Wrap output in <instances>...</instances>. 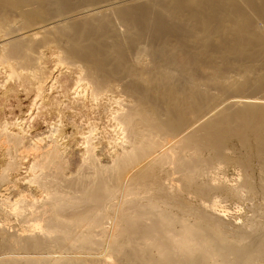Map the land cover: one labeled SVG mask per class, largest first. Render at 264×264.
<instances>
[{
    "label": "bare ground",
    "instance_id": "bare-ground-1",
    "mask_svg": "<svg viewBox=\"0 0 264 264\" xmlns=\"http://www.w3.org/2000/svg\"><path fill=\"white\" fill-rule=\"evenodd\" d=\"M0 264H264V0H0Z\"/></svg>",
    "mask_w": 264,
    "mask_h": 264
},
{
    "label": "rangeland",
    "instance_id": "rangeland-1",
    "mask_svg": "<svg viewBox=\"0 0 264 264\" xmlns=\"http://www.w3.org/2000/svg\"><path fill=\"white\" fill-rule=\"evenodd\" d=\"M256 204L257 203H251V204L250 203L249 204H247V203L246 204L241 203V205H240L239 203H237V204H234V203H226L227 207H229L228 210H230L228 212V214H227V216H229L228 217L229 219L228 218L227 219L230 220V222H233V221H235L234 219L238 217V219H239L238 220V224L241 223L244 218L249 217L252 214V209L251 208H250L251 213H250L249 210H246V209H249L248 206L252 207V206H254Z\"/></svg>",
    "mask_w": 264,
    "mask_h": 264
}]
</instances>
